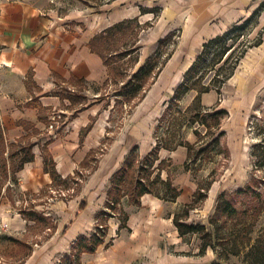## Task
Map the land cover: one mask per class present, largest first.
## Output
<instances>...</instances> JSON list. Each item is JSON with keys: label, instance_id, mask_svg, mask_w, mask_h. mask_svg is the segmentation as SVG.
Here are the masks:
<instances>
[{"label": "rangeland", "instance_id": "374dc122", "mask_svg": "<svg viewBox=\"0 0 264 264\" xmlns=\"http://www.w3.org/2000/svg\"><path fill=\"white\" fill-rule=\"evenodd\" d=\"M14 1L29 3L41 16L52 19L50 25H70L72 30L86 34H97L117 22L136 18L133 35L130 33L128 37L135 38L139 49L134 54L135 62L128 57L120 61L126 68L117 77L123 82L116 83L113 73L107 81L109 67L102 59L107 76L101 82L86 80L84 87L76 88L75 92L60 88L63 94L86 96L83 104H63L69 111L61 119L53 120L58 110L40 105L39 99L27 103L38 107L42 114V118L38 115L42 129L32 123L39 132L32 130L30 136L41 152L47 140L55 139V132L63 134L68 121L82 107L98 111L89 117L91 129L84 133L88 124L82 128L83 141L95 127L97 130L91 134L92 148L85 157V166L80 163L73 174L62 176V180L55 183L52 180L38 192L20 188V171L16 173V181L11 177L0 181V264H60L80 236L100 232L98 225L103 220L107 230L104 241L94 253H82L83 264L262 262L264 248L257 255H250L247 244L248 237L264 230L261 207L264 199V0H0V8ZM244 22L243 27L224 40L234 48L228 61L213 63L209 56L203 62L209 66L204 67L205 74L197 87L209 86V90L200 93L192 88L173 100L204 43ZM109 57L117 60L116 56ZM148 63L155 65L156 71L160 67L161 70L142 100L117 97L115 94L125 91L122 87L133 73ZM32 73L29 70L25 81L28 90ZM7 78L0 70V89ZM32 88L37 90L33 85ZM89 88L90 96L87 95ZM95 92L98 96L92 95ZM197 96L201 115L217 109L226 111L220 128L213 126L212 134L205 135L209 129L200 124L195 109L188 110ZM68 101L71 100L68 98ZM171 103L167 117L161 121ZM52 122L55 127L50 131ZM0 128L7 143L17 142L18 138L9 135L1 117ZM196 131L204 134V138L200 139ZM221 131L224 134L217 143L215 140ZM159 141L171 148H161L152 179L159 171L162 180L170 175L181 194L175 200H167L146 193L140 204L124 196L116 208L107 207L111 178L116 170L132 153L145 157ZM180 141L194 144L192 156L187 146L177 144ZM203 146L205 150L199 152ZM208 185V197L186 215L184 204L193 199L200 186L204 189ZM246 187H249L248 193H238ZM160 190L164 193L163 186ZM222 192L236 207L249 211L247 220L239 223L235 218L233 223H239L238 226L226 224L235 240L219 241L222 244L217 245V250L208 247L203 252L199 236L182 235L175 216L180 213L183 222L208 225ZM90 199L92 204L86 212ZM83 202L87 207L81 211ZM32 212L42 216L31 219L28 213ZM102 212L109 214L102 216ZM222 222L219 226L224 227ZM240 229L244 231L242 235ZM222 247L237 254H227Z\"/></svg>", "mask_w": 264, "mask_h": 264}, {"label": "trees", "instance_id": "16d2710c", "mask_svg": "<svg viewBox=\"0 0 264 264\" xmlns=\"http://www.w3.org/2000/svg\"><path fill=\"white\" fill-rule=\"evenodd\" d=\"M143 10H145L144 12H146L147 9ZM257 10H259V8ZM148 11L152 10L148 9ZM136 20V18H130L117 22L104 29L103 31L95 34L89 42V47L91 48L92 52L98 54L104 60L105 64L109 67L110 76L107 81L111 79V73H113L115 74L116 83L118 81L123 82V80H119L117 77L120 74L123 75V71L126 68L123 67L124 63H121L120 61L128 57V59L132 58V60H134L135 62L134 54L139 49V47L135 46V38L128 36L135 29ZM245 22L240 25H233L225 33L217 35L216 37H213L204 43L201 53L197 56L196 60L186 71L182 83L177 88L176 95L174 96V98H172L173 100L177 97L182 96L192 88L198 89L197 86L199 84V81H201L205 74V72L202 71L206 70L204 69V67L206 68V66H209L203 65V62H205L207 58L209 59V56L211 57V60L214 61L213 63L221 62L223 59L224 62H226L231 58L234 51L233 45L224 43V40L233 31L239 29L240 27H243ZM217 49L219 50L216 51ZM109 56H116L117 60L112 61ZM155 67V65H150L149 63L140 66V68L131 76V80L122 87L125 89V91L118 92L115 95L117 97L125 96L126 100L129 101H132L134 99H138L139 101L142 100L150 85L154 83L159 70H161L160 67L158 71H156ZM54 75L59 76L56 72H54ZM71 80L74 81L78 86L84 87V79H79L73 76ZM30 82H33L32 78ZM198 90L200 91V93H203L209 90V86L199 88ZM70 92L68 94L59 92L58 94L62 98H69L73 104H83L82 99H86L85 95H73ZM97 98H101V96ZM118 100L119 99L117 98V101ZM171 107L172 103L163 113L161 121L165 120L168 114V110H170ZM85 108H87V106L80 108V110H84ZM194 109L196 110V116L200 117V124L206 126V128L209 129V131H207L205 135L212 134L211 130L213 126L220 128L222 115L226 113V111L223 109H217L214 112H210L206 115H201L199 96H197L193 105L188 108V110ZM40 118H42V114H40ZM211 120L212 123H210ZM19 124H22L27 130L32 127L33 132H39L38 129L36 127H33L34 125L30 122L19 121ZM91 126V123L88 124L83 129V132L86 133L84 130H90ZM84 133L83 135L81 134V142L83 141ZM196 133L200 139L204 138L205 136L199 131H196ZM223 134L224 131H221L219 133L217 139L215 140L217 141V143H220V139ZM30 136L31 134L29 133L18 138L17 142L13 141L11 143H7L0 128V181H2L3 179H8L9 177L16 181V173L21 171L26 163L35 160V153L33 151V148L36 143L31 141ZM51 142L52 139L47 140L42 145V154L45 172L51 175L53 183H55L58 180H62L63 177L57 170L56 162L49 149V144ZM177 144L187 146L189 156L193 155L194 144L185 141H180ZM8 146H10L8 157H5L4 153L6 152ZM162 147L171 148L166 143H161L159 141V143L155 147H153L145 157L141 158L138 154L132 153L126 160H124L122 165L116 170L111 178L112 187L108 191L109 201L107 207L116 208V205L121 202V199L124 196H127L134 204H140L142 196L146 193H153L160 198L167 200H175L181 194V190L177 185L174 184L170 175L166 180H162L161 172L159 171L152 179V174L156 171L154 165L159 159V153ZM204 150L205 146L201 147L199 152ZM89 154L87 156H89ZM86 162L87 158L81 163V166H85ZM164 162V160L160 162V169L162 168V164ZM162 186L164 188V193L162 190H160V187ZM209 187L210 185L204 187L203 189V187L200 186L194 194L193 199L190 202L184 204L183 210L186 215H189V212L191 210L196 209L200 205L198 203L199 201H203L208 197ZM248 188L249 187H246L245 189H239L238 193H248ZM86 207L87 204L83 202L80 210L83 211ZM261 207L262 209H264V199ZM248 212L249 211L246 208L239 209L238 207H236L233 201L226 197V193L222 192L218 198L216 211L214 215L210 216L208 225L204 223L183 222L179 217L180 213L175 216V224L182 235L188 233L197 234L202 240L201 249L203 252L206 251L208 247H213L217 250V245L222 244L217 242L227 240L228 238L235 240L232 236L233 232L230 233V228L228 229L226 224L229 226L231 224H233L234 226H238L239 223H241L243 220H247L246 216ZM28 214L30 215L29 218L34 220H37L38 216H42L33 212ZM108 214L109 213L107 212H102L101 215L103 216ZM235 218L239 219V223H233ZM220 220H223L222 223L224 224V227L219 226ZM105 226L106 225L103 220V222L98 225V229L100 231L99 233H95L92 235L85 234L80 236L71 247V250L61 258L60 264H83L81 260L82 253H94L97 250L98 246H100L104 241V236L107 232ZM225 228L227 229V231H225ZM244 228L246 229V223L244 225ZM67 229L68 227L66 228V230ZM240 233L242 235L244 231L240 229L239 234ZM234 242L236 243V241ZM263 243L264 230L261 234H258L255 237H248L247 246H250V255H257L260 252V249L264 248ZM222 248L223 250L227 251V254H237L235 251H229L228 247ZM251 264H264V260L262 262L253 261Z\"/></svg>", "mask_w": 264, "mask_h": 264}, {"label": "crops", "instance_id": "0c3cea01", "mask_svg": "<svg viewBox=\"0 0 264 264\" xmlns=\"http://www.w3.org/2000/svg\"><path fill=\"white\" fill-rule=\"evenodd\" d=\"M51 23L52 19L41 16L27 2H8L0 8V70L8 77L0 89V117L14 138L31 134L33 130L32 127L25 129L19 121L33 123L42 129L43 123L38 120L39 108L27 103L39 99L40 105L57 109L53 118L61 119L62 114L69 111L63 104L72 102L58 94L62 91L60 88L75 92L80 86L71 80L73 76L89 83H99L107 76L102 58L89 47L95 34L72 30L70 25ZM29 70L33 72V82H27L28 90L25 81ZM32 85L37 90H33ZM52 92L53 95L48 94ZM91 93L89 88L87 95ZM92 95L98 96L96 92ZM97 112L92 108L84 109L68 121L62 135L55 132L49 149L62 176L73 174L91 150L90 137L96 134L97 127L82 143L81 130L88 124L90 115ZM33 151L35 160L24 165L18 173V180L23 191L38 192L52 183V177L45 172L39 145H35ZM91 202L90 199L86 212Z\"/></svg>", "mask_w": 264, "mask_h": 264}, {"label": "built area", "instance_id": "2783aa9c", "mask_svg": "<svg viewBox=\"0 0 264 264\" xmlns=\"http://www.w3.org/2000/svg\"><path fill=\"white\" fill-rule=\"evenodd\" d=\"M53 120H57V117H54L53 118ZM56 123L58 122V121H55ZM54 127H55V124L52 122L51 124H50V131H53L54 130Z\"/></svg>", "mask_w": 264, "mask_h": 264}]
</instances>
